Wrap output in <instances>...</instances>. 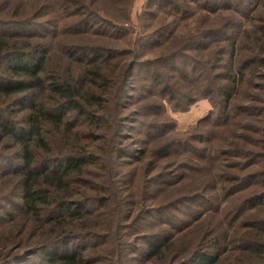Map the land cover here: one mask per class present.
I'll return each mask as SVG.
<instances>
[{
    "label": "trees",
    "instance_id": "trees-1",
    "mask_svg": "<svg viewBox=\"0 0 264 264\" xmlns=\"http://www.w3.org/2000/svg\"><path fill=\"white\" fill-rule=\"evenodd\" d=\"M135 1L0 0V264H264V0Z\"/></svg>",
    "mask_w": 264,
    "mask_h": 264
},
{
    "label": "rangeland",
    "instance_id": "rangeland-1",
    "mask_svg": "<svg viewBox=\"0 0 264 264\" xmlns=\"http://www.w3.org/2000/svg\"><path fill=\"white\" fill-rule=\"evenodd\" d=\"M145 1L146 0H136L135 1L133 13H132V21L136 25L139 24L138 16L142 12ZM244 22L245 24H247L248 20H245ZM7 30L8 32H15L21 29H19L18 27H9ZM63 63L66 65L64 61ZM254 80H255L254 81L255 83H253V87H251V89H254L255 84L259 86V84L262 83L261 78L259 76L255 77ZM253 92L258 94L260 91L259 89L256 88ZM247 95L249 97L251 96L250 91L249 93H247ZM244 100L245 102H249L250 99H244ZM213 109H214L213 105L208 99H202L196 102L187 111H175L170 106H168L167 116L171 118L172 121L169 125L165 124L164 127L159 131L161 134H164V137H161V139L166 138L168 142H170L171 140H173L174 142L179 140V143L181 142L182 139H184L185 143H188V145L190 144V148L187 147L186 145L184 149V157L173 156L169 158V160L167 161L174 160V161L179 162V161L184 160L187 163V159H188L189 165L195 166L196 168H199L202 164H204L203 159L199 157V153L201 152L204 153L205 152L204 149H207V152L209 154H212L211 150L215 146L217 147L218 145H220L219 142L222 140V137L226 135L225 129L217 130L213 126H210V120L204 121V120H207L206 117L209 116L210 112ZM129 120H130L129 128L131 129V134L133 137H137L138 133L140 132V129L138 127L139 124L130 123V122H133L134 119H129ZM138 120L140 123L141 122L146 123V122H149V120L152 121L153 118L150 116V117H144V119H138ZM132 128H137V129L134 130ZM192 133L195 134L194 139L189 140V137L191 136ZM152 134H155V132L153 131ZM143 140L146 143L149 142V138L146 135L143 137ZM149 144H153V143L149 142ZM192 146L196 148L198 147V149L195 150L196 153L192 151L194 150ZM178 150H181V148H179ZM188 176H191L192 178H188V183H187V179L185 180V183H184L185 187L183 188V190L186 193L188 192L189 194L193 189L196 188V185L199 183L200 175L197 172L190 171L188 172ZM9 208L12 210V212L16 213L13 207L10 206ZM4 218H6V215L4 214V211L0 209V224L3 223ZM169 218L171 219L172 217L169 215ZM192 240L193 238H190L189 236H187V251H189L190 249V244ZM181 244L182 243H179L180 246ZM35 260L36 258L32 257L30 261H28L26 264H31Z\"/></svg>",
    "mask_w": 264,
    "mask_h": 264
}]
</instances>
